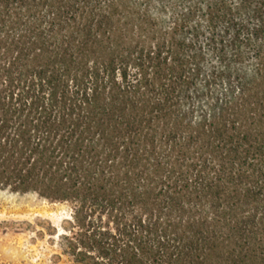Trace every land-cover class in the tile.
I'll return each mask as SVG.
<instances>
[{
    "label": "trees",
    "instance_id": "trees-1",
    "mask_svg": "<svg viewBox=\"0 0 264 264\" xmlns=\"http://www.w3.org/2000/svg\"><path fill=\"white\" fill-rule=\"evenodd\" d=\"M0 191L63 264H264V0H0Z\"/></svg>",
    "mask_w": 264,
    "mask_h": 264
},
{
    "label": "rangeland",
    "instance_id": "rangeland-1",
    "mask_svg": "<svg viewBox=\"0 0 264 264\" xmlns=\"http://www.w3.org/2000/svg\"><path fill=\"white\" fill-rule=\"evenodd\" d=\"M66 214L63 205L0 191V264H63L45 227L58 228Z\"/></svg>",
    "mask_w": 264,
    "mask_h": 264
}]
</instances>
